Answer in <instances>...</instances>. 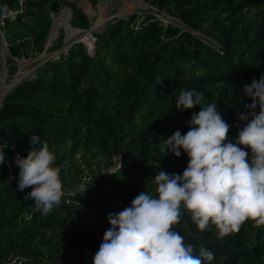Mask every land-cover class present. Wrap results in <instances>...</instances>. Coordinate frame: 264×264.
Returning a JSON list of instances; mask_svg holds the SVG:
<instances>
[{
  "label": "trees",
  "instance_id": "obj_1",
  "mask_svg": "<svg viewBox=\"0 0 264 264\" xmlns=\"http://www.w3.org/2000/svg\"><path fill=\"white\" fill-rule=\"evenodd\" d=\"M14 4L15 0H0V9ZM150 4L179 23L165 26L150 14L138 29L136 14L109 23L93 34L92 56L83 43L74 45L66 57L45 65L37 79L20 83L1 110L0 143L15 145L26 157L32 147L30 136L39 135L55 152L62 186L72 178L79 151L124 156V172L112 179L123 180V185L95 206L102 223L121 211L131 177L143 175L156 186L152 180L159 171L182 174L187 167L186 153L177 158L163 144L168 131L185 134L186 122L200 110L196 106L178 111L181 91L203 93V106L216 103L234 142L243 126L237 114L251 103L243 94L244 85L264 74V21L254 28L245 26L246 10L264 8V0H151ZM30 6L26 21L10 39L13 56L27 55L33 46L42 51L52 30L50 12L57 14L65 6L72 10L73 28L92 27L71 0H32ZM62 45L60 39L57 47ZM18 179V172L12 179L0 165V264L14 254L64 264L92 259L97 245L73 234L79 227V212L60 204L42 215L34 201L24 198L31 188L18 190ZM109 181L96 185L102 189ZM117 191L123 194L120 200H114ZM84 200L92 205L91 198ZM174 229L197 252L203 245L215 254L203 264H264V224L248 220L238 231L218 238L214 226L201 232L185 211Z\"/></svg>",
  "mask_w": 264,
  "mask_h": 264
},
{
  "label": "clouds",
  "instance_id": "obj_2",
  "mask_svg": "<svg viewBox=\"0 0 264 264\" xmlns=\"http://www.w3.org/2000/svg\"><path fill=\"white\" fill-rule=\"evenodd\" d=\"M0 14L7 15V7ZM243 94L251 103L237 114L243 126L233 142L230 125L216 103L203 106V93L180 92L175 105L178 111L196 106L200 110L186 122L185 134L177 130L163 144L177 158L182 151L186 153L187 167L182 174L159 171L152 180L155 194L141 191L130 206L107 216L110 227L92 264L211 262L215 254L210 249L200 245L197 252L174 229L185 211L201 232L214 226L218 238L238 231L248 220L264 224V74L244 85ZM30 144L26 157L17 154L14 158L19 168L18 190L31 188L24 198L34 201L47 216L62 202L61 169L56 166L55 152L39 135L32 134ZM5 163L4 148H0V165Z\"/></svg>",
  "mask_w": 264,
  "mask_h": 264
},
{
  "label": "built area",
  "instance_id": "obj_3",
  "mask_svg": "<svg viewBox=\"0 0 264 264\" xmlns=\"http://www.w3.org/2000/svg\"><path fill=\"white\" fill-rule=\"evenodd\" d=\"M31 1L32 0H15L13 7L8 9L7 15L0 14V115L6 98L20 83L25 80L37 79L39 71L45 65L58 61L62 57H66L74 45L83 43L85 47H87V44L80 40V36L88 33V31L73 28L71 25L72 10L63 7L57 14L50 12L52 30L42 51H37L33 46L27 55L13 56L10 52V39L13 34L19 30L20 24L26 21L29 12L31 11ZM150 1L151 0L145 1L146 6L144 10L146 12H144V14L146 13L154 16L165 26H168L169 24H178V20L153 7L150 4ZM166 17L171 20L165 22L164 19H166ZM172 19L176 20V23H174ZM116 20L113 19L112 22L114 23ZM140 23H138L135 29H138ZM91 38L93 45H95L96 40L94 36ZM60 39H63V45L57 47ZM0 148H4L6 160L4 165L8 169L9 176L14 179L15 173H19V168L14 163V158L17 154H19L21 158L25 156L15 145L12 144L4 145L0 143ZM123 164L124 156L122 154L108 155L103 153L96 154L92 151H79L74 158L75 167L71 173L72 178L68 179L63 185L61 204L69 206L79 212V221L76 225L91 233V241L97 245V251L102 243L104 232L110 227V225L108 224L107 219H105L103 223L99 219V212L94 204L96 194L93 191V188L98 181L106 182L119 176V174H122L124 172ZM86 198H91V204L93 206L88 205L85 202L84 199ZM4 264L64 263L49 261L47 259L36 260L27 255L14 254L10 256ZM76 264H92V259H83Z\"/></svg>",
  "mask_w": 264,
  "mask_h": 264
},
{
  "label": "rangeland",
  "instance_id": "obj_4",
  "mask_svg": "<svg viewBox=\"0 0 264 264\" xmlns=\"http://www.w3.org/2000/svg\"><path fill=\"white\" fill-rule=\"evenodd\" d=\"M73 2H76L78 6L85 12V14L88 16L92 27L88 30H94L95 32H102L107 27L109 23H113L112 20H116L118 18H125L128 19L131 15L136 14L139 16V19L135 23V27L140 23L145 17L146 12L145 6L146 0H97V3L94 4L93 0H71ZM66 8H69L68 6H65ZM245 19H246V28H254L257 24H260L264 21V8L262 9H255V10H246L245 12ZM168 20H171L170 18L164 19L165 22ZM173 20V19H172ZM174 23H176V20H173ZM179 23V21L177 22ZM10 33V32H9ZM9 37V36H8ZM95 38V37H94ZM79 39V38H78ZM89 32L80 36V40L84 41L87 44V50H90V47L94 48L93 41L90 44ZM172 133L168 131L166 133V136H171ZM141 176H134L131 177L126 182V187L124 191L125 195V204H121V211L130 206L132 199L139 194L141 191H148L154 194L156 190V186H153V184L144 177V180H142ZM121 179V178H120ZM118 182V183H117ZM109 181L107 184H102V189L99 188V186L96 185L97 189L95 193L97 192V197L94 199V204L101 206V204L105 203L107 198H109L112 195L113 188L119 189L123 185V180L118 181ZM99 183V182H98ZM97 183V184H98ZM123 194L122 192L117 191L114 195V200H120L122 198ZM77 229L74 230L73 234L77 235L85 240H91V233L87 231L84 228L76 227ZM51 233H49V236Z\"/></svg>",
  "mask_w": 264,
  "mask_h": 264
},
{
  "label": "water",
  "instance_id": "obj_5",
  "mask_svg": "<svg viewBox=\"0 0 264 264\" xmlns=\"http://www.w3.org/2000/svg\"><path fill=\"white\" fill-rule=\"evenodd\" d=\"M94 30L95 29H92V30L88 31L91 37H93ZM88 53L92 56L93 53H94V48L93 47H90V50L88 51Z\"/></svg>",
  "mask_w": 264,
  "mask_h": 264
},
{
  "label": "bare ground",
  "instance_id": "obj_6",
  "mask_svg": "<svg viewBox=\"0 0 264 264\" xmlns=\"http://www.w3.org/2000/svg\"><path fill=\"white\" fill-rule=\"evenodd\" d=\"M91 40H92V38H91Z\"/></svg>",
  "mask_w": 264,
  "mask_h": 264
}]
</instances>
